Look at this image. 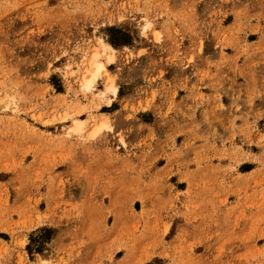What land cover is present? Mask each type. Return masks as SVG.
<instances>
[{
  "label": "rangeland",
  "instance_id": "374dc122",
  "mask_svg": "<svg viewBox=\"0 0 264 264\" xmlns=\"http://www.w3.org/2000/svg\"><path fill=\"white\" fill-rule=\"evenodd\" d=\"M43 261L264 264V0H0V264Z\"/></svg>",
  "mask_w": 264,
  "mask_h": 264
},
{
  "label": "bare ground",
  "instance_id": "6f19581e",
  "mask_svg": "<svg viewBox=\"0 0 264 264\" xmlns=\"http://www.w3.org/2000/svg\"><path fill=\"white\" fill-rule=\"evenodd\" d=\"M103 49L104 50H107L109 49L108 46H103ZM111 57V56H110ZM108 58L109 60L108 61H111V58ZM91 65H93V73L92 75L90 76V78H88L89 80L85 81V83H83L82 85L86 88H89V89H94L95 88V83H96V79L99 77V73L100 71L104 68L103 65L99 62L96 61V55H93L92 57V60H91ZM82 86V87H83ZM84 88V89H85ZM80 124L81 123H76L75 127H76V130L80 128ZM101 127H104L103 124L100 126ZM42 264H47L43 261Z\"/></svg>",
  "mask_w": 264,
  "mask_h": 264
}]
</instances>
